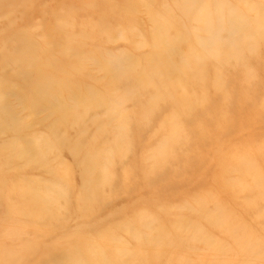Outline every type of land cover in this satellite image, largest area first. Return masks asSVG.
I'll use <instances>...</instances> for the list:
<instances>
[{
	"label": "rangeland",
	"instance_id": "obj_1",
	"mask_svg": "<svg viewBox=\"0 0 264 264\" xmlns=\"http://www.w3.org/2000/svg\"><path fill=\"white\" fill-rule=\"evenodd\" d=\"M0 264H264V0H0Z\"/></svg>",
	"mask_w": 264,
	"mask_h": 264
},
{
	"label": "bare ground",
	"instance_id": "obj_2",
	"mask_svg": "<svg viewBox=\"0 0 264 264\" xmlns=\"http://www.w3.org/2000/svg\"><path fill=\"white\" fill-rule=\"evenodd\" d=\"M205 15H208V13L206 14V12L204 11V12H202L201 13V17L202 18H205L206 19V17L207 16H205ZM200 16V15H199ZM199 16H196L197 18H198V20H199ZM208 18V17H207ZM237 20H238V18H237ZM233 21V20H232ZM236 29L238 28V27H235ZM214 37H216V39H214ZM212 38V39H211ZM210 39V40H209ZM209 40V41H208ZM227 40V38L225 37L224 38V36H223V33H218V34H215L213 31L210 33V36H209V38L207 39V41H203V42H199V41H197V44H198V47L199 48H205L206 50L205 51H203L202 52V55L204 56V54H206V53H210V49H211V47L213 46V45H215V44H219V43H224L225 41ZM230 40V39H229ZM229 40H227V42L229 41ZM213 42V43H212ZM238 46H239V44H238ZM199 56H201V54L199 53ZM197 57H198V55H195L194 56V58L195 59H197ZM194 65V64H193ZM192 65V66H193ZM125 72H127V70H124ZM180 75V74H179ZM180 76H182V74L180 75ZM179 76V77H180ZM178 77V78H179ZM176 78V77H175ZM168 83V82H167ZM22 191H24L23 189H22Z\"/></svg>",
	"mask_w": 264,
	"mask_h": 264
}]
</instances>
